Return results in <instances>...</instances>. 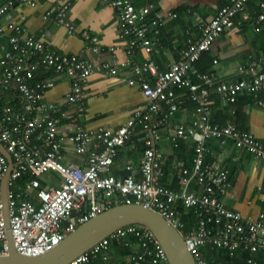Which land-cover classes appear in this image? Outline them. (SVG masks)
Here are the masks:
<instances>
[{
    "label": "built area",
    "instance_id": "built-area-1",
    "mask_svg": "<svg viewBox=\"0 0 264 264\" xmlns=\"http://www.w3.org/2000/svg\"><path fill=\"white\" fill-rule=\"evenodd\" d=\"M13 1L0 4V19L9 13ZM104 1L116 9L128 54L134 57L140 49L148 54L146 64L134 62L136 75L128 82L139 85L149 103L117 128L90 129L83 122L85 87L95 70V59L60 53L40 38L27 35L17 24L6 27L0 23V38L9 34L0 59V143L13 161L7 197L17 251L26 256L43 255L61 244L80 224L102 213L104 207L141 204L159 212L182 233L196 264H213L202 252L205 245L224 248L234 258L245 250V264H260L256 254L264 252V183L260 186L263 207L258 217L245 219L222 201L221 196L230 188L229 173L220 164L207 162L206 153L208 140L232 139L237 147L264 160V143L250 132L238 129L234 122L220 125L212 121L210 102L213 91L229 103H235L240 92L258 95L264 91V58L250 55L247 64L240 67L241 77L236 81L219 80L214 69L197 73L201 84L192 76L196 63L225 30L233 28L239 18L244 22L251 19L246 9L249 0H230L209 22H202L201 36L194 38L189 34L179 60L167 70H160L150 57L161 42L165 24V18L153 14L158 0H150L140 8L134 0ZM70 8L71 2L61 3L55 13L47 12L44 18H52L74 33L76 26L69 19ZM260 10L258 24L264 22V2ZM178 16L177 12L168 14V18ZM82 36L88 40L93 54L101 53L98 36L88 31H83ZM104 67L111 75H117L114 66ZM50 73H63L69 78L66 101L73 111L61 110L56 102L47 99L48 92L56 86V81L48 77ZM176 89H186L188 99L197 104L193 121L177 126L172 134L177 147L182 140L195 138L192 165H177L181 172L180 189L162 184L163 153L157 147L162 139L161 127L184 102ZM6 94L20 99L22 104L5 102ZM63 120L69 121L66 135L60 132ZM139 131L145 134L140 176L105 174L122 148L128 144L135 146ZM65 142L72 143L77 154L86 156V166L65 160ZM10 168L8 158L0 150V256L10 250L3 199V183ZM52 172L59 176V183L44 185L42 178ZM193 178L199 190L189 187ZM22 181L25 183L20 185ZM180 208L193 212L195 227L187 229ZM131 238L136 243L132 244ZM112 242L138 245L131 255V264H171L153 232L141 225L116 230L69 264L108 261Z\"/></svg>",
    "mask_w": 264,
    "mask_h": 264
},
{
    "label": "crops",
    "instance_id": "crops-1",
    "mask_svg": "<svg viewBox=\"0 0 264 264\" xmlns=\"http://www.w3.org/2000/svg\"><path fill=\"white\" fill-rule=\"evenodd\" d=\"M9 0H0V4ZM29 2L14 0L9 13L0 19V23L8 27L11 23L25 29L27 35H34L43 40L50 48L63 54L77 55L85 59H95L93 74L86 82L87 105L84 124L90 129L117 128L128 121L138 109L146 108L149 100L139 85H130L129 79L135 78V64L147 63L148 54L140 49L132 55L128 54L127 41L122 36L121 23L116 9L104 0H30ZM138 8L150 0H134ZM71 2L69 19L76 26L74 33L50 18L45 20L47 12L55 13L61 3ZM230 0H158L154 15L165 18L161 29V42L150 54L151 60L160 70H167L179 60L180 50L186 46L189 34L194 38L201 36L200 24L209 22L218 10L229 4ZM264 0H249L246 9L250 15L249 21L237 19L236 25L225 30L213 43L207 52L209 70L217 72L218 79L223 82L236 81L241 77L240 67L247 64L249 56L264 58V22L256 21ZM169 12H177V18H168ZM259 27V30L256 28ZM83 31L99 37L100 54H93L88 40L82 36ZM10 33V31H8ZM8 35L0 38V59L3 54L2 45H8ZM217 60V63H215ZM104 64H110L118 69L117 75H111L105 70ZM208 67V68H209ZM208 70V71H209ZM197 67L193 69L194 81L201 84L197 77ZM56 81V86L47 94V99L56 102L61 110L73 111L66 101L70 80L66 74H48ZM177 95L184 100L181 109L161 127L162 139L157 147L163 153L161 164L163 185L180 189L182 186L181 172L177 165L184 162L192 165L195 138L182 140L180 146H175L173 133L177 126L190 124L195 118L196 102L188 99L186 89H176ZM235 103H229L220 98L214 91L210 102L211 119L223 125L234 122L238 129L253 134L264 143V91L258 95L240 92ZM5 102L17 106L20 99L6 94ZM69 121L63 120L60 132L68 133ZM145 134L139 131L135 138V146L128 144L122 148L115 158L114 164L104 173L125 177L140 176L139 165L144 154ZM65 160L79 166H86V156L77 154L74 145L65 142ZM206 160L220 164L229 173L230 188L221 196L228 208L239 211L245 219L254 220L263 207V195L260 186L264 183V160L255 158L248 151L235 145L232 139H210L207 142ZM131 166L132 169L127 168ZM43 182L59 183V176L52 172L42 178ZM22 181L20 185H23ZM193 190H199L195 179L189 184ZM188 211L180 212L187 229L195 227L194 216H186ZM130 241L136 243L131 238ZM117 243L126 249L116 252V262L113 264H131V255L138 250V245ZM128 248V249H127ZM129 252V253H126ZM204 256L213 264H245L248 252L243 250L239 257L230 259L226 249L205 245L202 248ZM126 254V255H125ZM114 257V256H112ZM260 264H264V252L256 254Z\"/></svg>",
    "mask_w": 264,
    "mask_h": 264
},
{
    "label": "water",
    "instance_id": "water-1",
    "mask_svg": "<svg viewBox=\"0 0 264 264\" xmlns=\"http://www.w3.org/2000/svg\"><path fill=\"white\" fill-rule=\"evenodd\" d=\"M0 150L11 164L3 183V199L7 220V237L10 250L7 255L0 256V264H69L79 255L89 251L116 230L128 225H141L150 229L165 249L171 264H196L190 253L182 233L159 212L141 204H120L106 209L80 224L67 238L53 250L40 256H26L16 249L9 224L8 213V178L13 168V161L4 146Z\"/></svg>",
    "mask_w": 264,
    "mask_h": 264
},
{
    "label": "trees",
    "instance_id": "trees-1",
    "mask_svg": "<svg viewBox=\"0 0 264 264\" xmlns=\"http://www.w3.org/2000/svg\"><path fill=\"white\" fill-rule=\"evenodd\" d=\"M207 52L206 53H204L203 55H202V57H201V59L196 63V67H197V70L199 71V72H207L209 69H210V67H209V65L208 64H206L207 63ZM209 67V68H208ZM50 74H52V73H50ZM49 74V75H50ZM42 182H43V180H42ZM43 184L44 185H46V183L45 182H43ZM186 210H183L182 208H180V212H185ZM186 216H188L189 218L190 217H192L193 216V212H188V214L186 215ZM183 220V219H182ZM110 248H111V257H110V259L108 260V261H102V260H93V261H90L89 263H87V264H113V262L115 263L116 262V252H118V251H120L121 249L123 250H125L126 249V247L125 248H122V246L120 247V245L119 244H117V243H111V245H110ZM128 249V248H127ZM126 253H129V252H127L126 251ZM126 255V254H125ZM112 256H114V257H112ZM228 256L230 257V259H232V258H234V257H231L229 254H228ZM245 260H246V257H245ZM122 264V263H121ZM124 264V263H123Z\"/></svg>",
    "mask_w": 264,
    "mask_h": 264
}]
</instances>
